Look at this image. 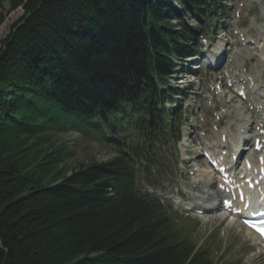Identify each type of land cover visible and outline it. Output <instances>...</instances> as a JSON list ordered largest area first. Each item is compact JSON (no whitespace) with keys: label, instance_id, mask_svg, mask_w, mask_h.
<instances>
[{"label":"trees","instance_id":"obj_1","mask_svg":"<svg viewBox=\"0 0 264 264\" xmlns=\"http://www.w3.org/2000/svg\"><path fill=\"white\" fill-rule=\"evenodd\" d=\"M5 4L23 17L0 42V264H230L140 191L178 135L170 75L218 0H0V27ZM66 132L117 156L71 167Z\"/></svg>","mask_w":264,"mask_h":264},{"label":"rangeland","instance_id":"obj_2","mask_svg":"<svg viewBox=\"0 0 264 264\" xmlns=\"http://www.w3.org/2000/svg\"><path fill=\"white\" fill-rule=\"evenodd\" d=\"M240 1L244 3L239 22L243 25V31L246 32L249 37H261L264 32L261 27L264 24V0ZM227 2L228 3H226L225 6L232 12L237 9V0H229ZM228 9L227 11H229ZM232 12L229 11L226 16H222L223 18L220 19L215 33H212V36L210 37V53L207 52V55L205 56L207 60L210 54L212 55V50L218 46V43L220 44L221 41L227 39L223 33L227 34V28L235 21ZM3 14L5 16V21L0 27V42L10 34L13 26L21 20L23 17V11L21 8L15 11H9L8 5L5 4L3 6ZM242 58L245 62L247 58L245 53ZM249 66L251 72L260 80L264 74V70L255 63L249 64ZM191 67L192 71L189 75L186 74V69L188 68L184 67V71L181 74L183 78L179 77L176 82L177 84L175 85L179 88H183V86L186 85L187 80H191L195 84L192 90V93L194 94H191L190 101L186 102L188 107L185 108V105L183 106L184 109H189V112L191 113L189 114L191 116L188 117L187 124L184 127V132L186 131V133L191 134L187 135L185 138L181 135V139L177 145L176 158L178 169L182 171L183 174L180 175L182 176L181 180L171 187L172 190H169V187L168 189L165 188L163 191V197H166L164 200H169L166 195L171 194L175 200L177 198L181 199L185 205L192 203V195L190 194V191L193 187V182H201L200 179L208 169L200 156L201 149L204 146L213 148L214 150L217 149V146L219 145L218 136L220 131H225L231 140L233 135L237 132L238 126L242 125L239 123L236 126L234 120L236 118V109H233V111L227 110L226 113L219 111L216 98H213L211 105L207 104L206 99H204L207 92L206 84L213 81L214 77L209 75L206 77H203L202 75L199 76L197 72L198 66L193 65ZM245 67L248 68L247 65ZM221 101L223 102L222 97ZM207 106L212 112L214 111L213 116L211 112H207ZM243 106L241 105L239 112L242 115L248 116L249 113L246 112ZM166 107H169V105ZM229 109L232 108L230 107ZM215 115L221 117L219 118L220 121ZM200 117H204V124L201 123ZM212 124L220 126L221 129H218L216 133V131L212 129ZM54 141L56 144L66 143L75 150V157L68 162L71 167L77 162H86L91 159L100 162L107 160L108 158L111 159L115 156L113 152L111 153L109 149L103 147L97 141L81 137L74 132L58 133L54 136ZM198 170L200 172L202 171V173H199L201 178L198 176ZM204 177L209 178V176ZM147 190L153 192V190L149 188ZM159 197L162 198L160 195ZM178 220L182 226L184 225V233L190 234L189 238H191L196 244H200L206 238L209 239V246L213 252V257L217 261L230 259L234 264H264V248L260 246L257 241L237 222L227 225L216 216L203 215L202 217H195L194 214L185 217L179 216Z\"/></svg>","mask_w":264,"mask_h":264},{"label":"bare ground","instance_id":"obj_3","mask_svg":"<svg viewBox=\"0 0 264 264\" xmlns=\"http://www.w3.org/2000/svg\"><path fill=\"white\" fill-rule=\"evenodd\" d=\"M259 47L261 48V49H263L264 48V46H261L260 44H259ZM263 53H264V51H262V52H260L259 54H260V57H262V55H263ZM261 60L264 62V59H262L261 58ZM259 87V86H258ZM254 90L255 89H257V88H253ZM260 94H262L263 95V97H259V98H263V101H264V84L262 85V87H260ZM257 91H258V89H257ZM256 91V92H257ZM263 106H264V104H263ZM264 108V107H263ZM255 114H256V112H255ZM246 118V119H245ZM242 117V121L244 122V126L243 127H240V130H244L245 131V127H247V120H248V117ZM241 132L239 131V134H238V141H241L242 140V138L244 137V134H240ZM233 154H234V152H233ZM205 174H207V173H204V175H203V177H202V181H201V183L199 184V183H196V185H200L198 188H200L201 190H202V192H201V194L203 195V196H206L207 197V199H208V201H209V204H205V202L206 201H203L202 203H203V205H202V207L203 208H208L207 210H214V211H217V212H219V207H218V205L214 202V196L213 195H210L208 192H207V188L210 186V183H209V180L207 179V178H205L204 176H205ZM208 180V181H206V180ZM204 180L206 181V182H204ZM199 189H197V192H199L198 191ZM195 192V191H194ZM195 199V198H194ZM196 201H197V199H195ZM198 200H201L202 201V199L200 198V199H198ZM218 216V218L224 223V224H227V225H230V224H232V221H231V219H229V217H227V215H226V213H224V212H222V211H220V213L217 215Z\"/></svg>","mask_w":264,"mask_h":264},{"label":"snow or ice","instance_id":"obj_4","mask_svg":"<svg viewBox=\"0 0 264 264\" xmlns=\"http://www.w3.org/2000/svg\"><path fill=\"white\" fill-rule=\"evenodd\" d=\"M260 232H261V235H264V229H261Z\"/></svg>","mask_w":264,"mask_h":264}]
</instances>
